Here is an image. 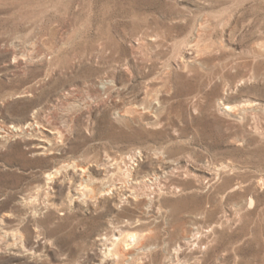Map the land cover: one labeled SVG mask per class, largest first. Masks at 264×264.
I'll return each instance as SVG.
<instances>
[{"label": "rangeland", "instance_id": "rangeland-1", "mask_svg": "<svg viewBox=\"0 0 264 264\" xmlns=\"http://www.w3.org/2000/svg\"><path fill=\"white\" fill-rule=\"evenodd\" d=\"M0 264H264V0H0Z\"/></svg>", "mask_w": 264, "mask_h": 264}, {"label": "bare ground", "instance_id": "bare-ground-1", "mask_svg": "<svg viewBox=\"0 0 264 264\" xmlns=\"http://www.w3.org/2000/svg\"><path fill=\"white\" fill-rule=\"evenodd\" d=\"M52 134L53 135H57L56 137H58L59 135H60V133L59 132H52ZM42 141L44 142V143H47L48 144V142L46 141V140H44V139H42Z\"/></svg>", "mask_w": 264, "mask_h": 264}]
</instances>
